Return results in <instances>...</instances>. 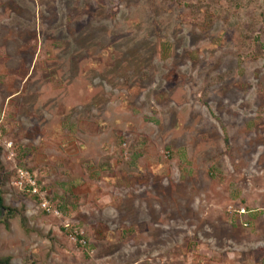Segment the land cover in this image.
I'll list each match as a JSON object with an SVG mask.
<instances>
[{"label":"rangeland","instance_id":"1","mask_svg":"<svg viewBox=\"0 0 264 264\" xmlns=\"http://www.w3.org/2000/svg\"><path fill=\"white\" fill-rule=\"evenodd\" d=\"M0 261L264 264V0H0Z\"/></svg>","mask_w":264,"mask_h":264},{"label":"trees","instance_id":"2","mask_svg":"<svg viewBox=\"0 0 264 264\" xmlns=\"http://www.w3.org/2000/svg\"><path fill=\"white\" fill-rule=\"evenodd\" d=\"M0 209H6L4 206V199L2 195L1 185H0ZM6 264H10L9 262H5ZM0 264H4V262L0 261Z\"/></svg>","mask_w":264,"mask_h":264}]
</instances>
